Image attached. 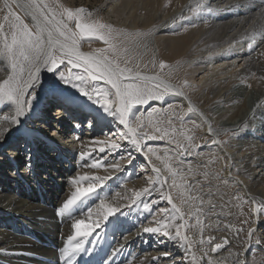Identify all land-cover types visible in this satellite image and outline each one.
I'll list each match as a JSON object with an SVG mask.
<instances>
[{"label":"bare ground","instance_id":"6f19581e","mask_svg":"<svg viewBox=\"0 0 264 264\" xmlns=\"http://www.w3.org/2000/svg\"><path fill=\"white\" fill-rule=\"evenodd\" d=\"M71 1L73 4L74 0ZM162 1L107 0L111 12L108 18L113 17L114 22L127 25L134 30L138 28L153 30L158 27L157 30L155 29L156 33L153 30L152 35L156 49L160 52L161 48L166 46L169 51L175 52V57L171 56L174 61L186 57L188 60L186 63L192 69L190 71L192 75L188 73L189 80L193 81L188 89L194 87L192 90H195L196 87L199 94L203 91L200 97L202 99L198 102L194 100L197 92L192 99L193 97H190L191 95L189 96L186 91L161 75L140 73V76L150 74L149 77H155V79L145 81L165 89L185 108H194L195 118L200 125L204 126L205 134L218 141V144L211 142L207 150L211 149L219 153V159L226 167L224 172L226 178L232 183L237 182L254 204L261 199L264 201V10L261 9L264 0H206L204 8L211 10H201L196 13L202 17V22L207 19L209 28L207 27L206 30L200 26L201 29H199L198 25L184 36H171L169 27L175 20L183 17L187 21L194 19V14L187 11L199 0H175L171 3L174 5L172 11H165L166 13L163 12L161 16H158ZM8 2L12 3V0ZM17 2L23 4L27 0H17ZM13 7L25 19V22L31 25L30 18L25 16L24 10L16 8L15 4ZM140 10L147 12L144 19H141L144 15L138 14ZM205 14H208V18L204 17ZM250 43L251 48H249ZM81 51L91 53L83 47ZM6 68L9 70L5 71ZM27 68L28 66L25 65L23 73L18 70V79H27ZM9 74L7 59L0 53V82ZM50 75L44 71L41 72L44 80H47ZM177 88L186 95L188 101L184 100L185 97ZM37 90L40 92L42 85ZM37 90L35 100L27 96L24 98L31 104L28 113L22 118L26 121L24 125L26 131H17V127L13 126L9 132V135L15 134L11 148L5 152L4 148L0 147V264H46L40 260L56 259L53 252L33 243L30 234L33 232L38 235L45 234L46 239L53 238L56 242L58 241L61 248L65 247L67 237L74 232L72 224L76 219L88 220L87 209L92 208V200L97 195H104L107 204L118 207L117 212L123 213L112 223L102 222L101 227L93 233V236L99 235L98 240L88 237V241L94 247L89 248L88 244H85L88 248L86 256L94 252L105 254L110 250L107 253L108 264H206V262L248 264V254L251 251L264 252V237L259 239V243L253 239L247 244L240 240L234 212L228 203L215 196H212L215 207L211 209V212L205 199L202 205L203 211H196L192 218V224L194 219L200 221L199 224L195 222L193 226L196 246L186 234V228L184 231L188 237L187 244L183 241L177 243L163 237H153L143 233L142 230L138 233L137 228L142 222L146 223L151 215L143 209L141 200L156 201L151 205L153 212L157 208L167 207L170 214L174 215L166 201L157 200L156 192H153L151 196L141 197L135 203L129 199L133 191L151 187L159 182L156 173L152 171V159L133 149L136 158L135 156L131 158V162L129 157L121 161L120 149L111 151L110 143L116 141L117 134H122L126 129L116 124L118 121L114 118L103 114L98 104L86 100L88 98L77 90L72 89L65 94H53L46 90L40 96ZM206 99L210 102V106L214 105L213 111H207L208 107L204 104ZM238 101L240 105L234 107ZM51 102H55L60 107L51 106L52 110L50 108L43 117L44 114L39 113L40 106ZM199 102L203 103L198 104ZM152 104L150 103V106ZM87 106L94 111H99L105 122L98 124L99 112L85 115L81 113L79 116L84 118L78 121L76 112H72L71 107ZM3 107L5 105L0 103V108ZM51 111H54V114ZM7 114L6 112L5 115ZM52 115L55 117L52 118ZM89 120L93 122L89 124ZM3 127L7 125L0 116V128ZM229 131H236L237 143L234 142L232 146L230 145L231 147L225 148L221 144L220 135ZM153 143L157 142H151ZM26 144L31 146V169L25 167ZM121 144L127 146V140H123ZM101 148H104V151H100ZM170 150L167 147L166 153ZM176 151L173 150L171 153L176 154ZM80 153L84 155L81 157ZM179 156L181 157L180 153ZM89 157L91 160L87 159ZM141 157L148 162L146 169L149 168V170H137V167H134L137 161H144ZM83 158L86 163L79 168L78 163ZM182 158L184 159L183 156ZM117 163L120 165L119 169L114 167ZM82 174L108 175L113 180L118 178L121 180V186L118 190L111 188L112 185H107L106 180L101 186L105 192L93 193L91 198L79 203L71 217L67 215L58 217L57 207L74 190L71 180ZM162 175L168 181L164 187L170 188L173 177H168L166 170ZM120 180L115 179L113 182L118 183ZM171 195L174 203L180 206L172 192ZM200 196L207 197L204 193ZM98 208L99 205L93 209ZM159 215L160 213L156 214L154 220L166 217L165 213H162V216ZM92 219H96L95 211ZM254 229L259 236L264 234V221L256 225ZM223 230L226 231L222 232ZM201 233L205 239L204 244L200 243ZM209 235L215 237L213 244L221 241L222 237H227L229 244L223 251L212 255L207 243ZM145 240H147L146 243ZM161 240H163L162 243ZM119 245L123 247L113 255V249ZM196 248L203 261L199 260ZM165 252L169 255H163ZM140 256L144 258L137 260Z\"/></svg>","mask_w":264,"mask_h":264},{"label":"snow or ice","instance_id":"6c2138e0","mask_svg":"<svg viewBox=\"0 0 264 264\" xmlns=\"http://www.w3.org/2000/svg\"><path fill=\"white\" fill-rule=\"evenodd\" d=\"M13 4H15L16 8L24 10L25 16L30 18L31 25L25 22V19L22 18L19 12L14 10ZM56 8L60 10L57 12L56 9L45 3L44 0H27L23 4L18 3L17 0H12V3L5 0L3 7H0V14H2L4 21V23H0V53L6 57L10 68V74L0 82V103L5 105V107L0 108V116L3 117L7 125V127L0 128V147H3L5 152L11 148L15 134L9 135V132L13 126L17 127V131H26L24 129L26 121L22 120V118L28 113L31 104L24 99L25 96L31 100H35L36 90L42 84L52 92L62 91L63 85L77 89L81 95L98 104L103 114H106L107 117L115 118L118 124L126 129L122 134L117 135L119 136V140H127V146L122 145L120 142L112 141L110 143L111 151L127 147L146 156H155L156 160L162 161V165L159 167L154 162L152 165V171L156 173L159 182L151 187H144L139 191H133L129 199L132 203H135L141 197L151 196L153 192H156L158 194L157 200L162 199L166 201L171 206V212L174 215L170 214L167 207L157 208L153 212L151 205L156 201L149 199L147 202H144L141 200L143 209L151 215L148 217L146 223H141L137 228V232L139 233L142 230L143 233L150 234L153 237H163L177 243L183 241L187 244L188 237L182 232V229L189 226L185 219L186 213L180 206L174 203L170 188L166 189L164 187L168 181L162 173L165 170L171 173L173 177L172 185L176 187H184V177L174 170L167 160H163L152 147L143 143L144 140L149 138L155 140L162 137L155 135L149 137L147 133L138 134L137 128H142L143 124L136 123L138 109L136 112H133L135 105H144L149 100H160L162 97L155 96L153 93L131 81L137 78L151 80L155 79V77H141L139 72L133 73L131 68L121 67L117 59L110 58L107 55L109 50L115 51V45L111 43L110 39L112 29L99 20L90 19L92 14L86 9L77 8L73 10L63 5H57ZM261 9L264 10V5H261ZM201 10H211L210 8H204V0H199L190 9V11L194 12ZM57 16L60 18L58 19ZM70 23L72 24L71 27L69 26ZM92 40L102 41L108 47L97 48L91 53L81 51V41L91 43ZM251 47L250 43L249 48ZM25 65L28 66L27 79H18V70L20 73H23ZM160 67L163 69L166 65L162 62ZM65 69H68L70 74H66ZM72 69H78L79 71L73 73ZM8 70V68L5 69V71ZM42 71L51 74L47 80L42 79ZM89 84L91 85V90L87 87ZM102 85L110 86L109 90L106 91ZM189 110H192L191 107ZM6 112L8 113L7 115H5ZM92 122V120L88 121L89 124ZM156 131L160 132L161 129L157 128ZM164 134L167 135L166 132ZM186 139L191 141L192 137H186ZM176 143L178 148L187 150L188 145ZM212 143L218 142L213 140ZM100 151H104V148H101ZM127 154L129 162H131L132 152L128 151ZM83 155L84 153H80L81 157ZM119 158L124 159L123 152ZM25 167L28 169L32 167L31 146L27 144L25 145ZM114 167L119 169L120 165L117 163ZM189 171L191 170L189 169ZM204 175L207 177V173ZM176 177H179L181 181L180 185H176ZM108 179H110L108 175L100 176L94 174H82L73 178L71 183L74 186V190L57 207V216L65 217L67 215L71 217L74 208L85 199L91 198L92 194L96 193L97 188L101 187ZM197 183L199 182L196 181L193 184L187 185L186 189L190 190L194 188ZM193 199H199L201 205V207L196 208L197 212L203 211L202 205L205 203V199L210 206L209 212L215 207L210 192L207 197L189 198H184L181 193L182 203L191 204ZM94 211L96 219H92ZM117 211H119L118 207H113L104 200H100L98 209H87V221L85 219H76L74 221L72 224L74 232L67 237V245L61 249L65 264H76L77 256L81 253L87 254L88 248L85 247L86 243L89 248L94 247L88 241V237L91 236L93 240H98L99 235L93 236V233L101 227L103 221H107ZM253 211L264 215V202L259 203ZM158 213H165L166 217L154 220V216ZM196 223H200L199 219H197ZM253 232L254 229H250L248 232L250 241L253 237ZM213 240H215L214 236L209 235L207 237V243L211 252H218L229 243L227 238H224L222 242L217 241L215 244L212 243ZM146 242L147 240H145ZM160 242L162 243L163 240ZM256 242L259 243L258 240ZM200 243H205L202 233ZM122 247L123 245H119L117 248H114L113 255L118 253ZM163 255L167 256L169 253L165 252ZM206 264H210V262H206Z\"/></svg>","mask_w":264,"mask_h":264},{"label":"rangeland","instance_id":"374dc122","mask_svg":"<svg viewBox=\"0 0 264 264\" xmlns=\"http://www.w3.org/2000/svg\"><path fill=\"white\" fill-rule=\"evenodd\" d=\"M174 1L175 0H163L161 5L159 6L160 12L158 13V16L159 15L161 16V13L163 14V12L166 13L172 11L174 9V5L171 3H173ZM205 1L206 0H204V4ZM44 2L48 3L52 8L56 9L57 12L60 10L59 8H56L57 5H63L64 7L71 8L73 10L77 8L86 9L88 12L92 14L90 19L99 20L100 22L110 26L112 29L110 39H111V43L115 45V51L113 52L112 50H109L107 55H109L110 58L117 59L121 67L131 68L133 70V73L136 72L152 73V74L154 73L161 75L165 77L167 80L171 81L173 84H175L181 90L183 89L184 91H186L187 94L189 96L191 95L190 97H193L192 99H194V96L197 92V88L195 87V90H192L194 87L192 89H188V86L193 82L192 80H191L192 82L189 80L190 75H192L190 74V71L192 69H190L191 67L189 66V64L186 63V61L188 60L185 57L174 61L171 58V56L175 57V52L171 50L169 51L166 46L164 48H161L162 51L160 52L156 49L157 47L155 46L154 40L152 39V37L154 36L152 35H153V30L154 33H156L155 29L157 30L158 27L155 26L156 28L155 29L153 28V30L150 29L141 30V28L134 30L128 28L127 25H121L114 22L113 17L108 18L111 12L109 7L110 5L107 2V0H74L73 4L71 0H44ZM145 2H149V0H145ZM4 3H5L4 0H0V7H3ZM175 8H177V6H175ZM188 12H190V10H188L187 13ZM145 13H147L145 10L139 11L138 14L144 15L141 16V19H144L146 15ZM190 13L194 14L193 16L194 19H190L189 21H187L186 18L183 17L181 19L175 20V22H173L170 25L169 30L171 36H184L185 34H189L190 33L189 31L191 29L193 30L197 28L198 25H199L198 27L199 29H201L202 27L203 29H206L207 27L209 28L207 19L206 20L204 19L206 22L205 21L202 22L201 21L202 17H199L197 14L199 12L196 13L191 11ZM201 14H203V12ZM207 16L208 14L204 15V17ZM57 18L59 19L60 17L57 16ZM195 19L198 20L195 21ZM0 23H4L2 19V14H0ZM69 26L71 27L72 24L70 23ZM6 30H7V25H6ZM165 36L167 37L168 35ZM149 38L151 41L149 40ZM160 45L163 46L162 44ZM81 47L86 48L87 51L93 52L97 48H107L108 46L105 45L102 41L92 40L91 43H88L87 41H81ZM162 62L166 65V67H164L163 69H161L160 67V64ZM77 71L79 70L72 69L73 73ZM65 73L70 74L68 72V69H65ZM131 82L136 83L139 87L153 93L155 96L162 97V99L160 100L152 99L149 100L148 103L144 105H135L133 107V112H136L138 109L136 123L143 124L142 128L140 127L137 128V132L138 134L147 133L149 137L154 135L158 137H162L155 140L149 138L144 140L143 143L152 147L155 150V152L163 158V160H167L168 163L171 164L172 168L184 177V181H183L184 187L173 186L172 185L173 180H172L170 182V190L173 193L175 199L179 202L182 210H184L186 213L185 219L187 220V223L189 225L188 227H186V234L191 238V242L193 243V245L196 246V242H195L196 238L194 234L195 231L193 227L196 221L194 219V222L192 224L193 221L192 218L194 214H196V208H199L201 205L199 203V199H193L191 204L182 203L181 193L183 194L184 198H189V197H201L200 196L201 194L204 193L208 195L210 192L211 196H215L219 200H224L226 203L230 205L232 212L235 213V214L233 213V215L235 216V223H236V227L238 228L237 234L240 240L243 243L246 244L249 243V236H248L249 230L254 229L256 225L264 221V215L254 212L253 209L257 207L259 203L264 201L261 199L256 204H254L250 200V198H248L245 195V191L237 182L235 183L233 182L234 183L233 184L232 182H230V180L226 178V173H224L226 172L225 169L226 167H224V163L222 162V160L219 159L220 156L219 153L213 152V150L211 149L207 150V147L211 146V142L213 141V139L205 134L204 126L200 125V123L195 118L194 115L195 111H193L192 107H191L192 110L190 111L189 110L190 107L185 108L184 105L177 102L175 98H173L172 95L169 92H167L165 89H162L159 86L148 83L145 80L142 81L134 80ZM77 83L79 82L77 81ZM100 83L102 84V82ZM249 85H252V83L250 82ZM102 86L106 91L109 90L110 88V86L108 85H102ZM87 87L89 88V90H91L90 84ZM62 89H63L62 91H57V92L51 91V92L53 94H65L75 88H72L71 86L68 85H63ZM46 90L48 89H46L42 84V90L40 92L39 90H37V92H39V96H40V94L45 92ZM202 93L203 91L200 94L199 92H197V95L194 100H196L197 102L198 100L200 101V99H202L200 98L203 95ZM86 100L94 102L93 100H89V99ZM206 101L207 99L204 101V104H206L208 107L206 108L208 109L207 111L210 110L213 111L212 108L214 107V105L210 106V102L209 101L206 102ZM156 102H158V104H156ZM150 103L153 104L150 106ZM201 103L203 102H199L198 104ZM236 103L237 104L234 107L240 105V101ZM52 114H54V111ZM52 116H53L52 118L55 117V115ZM194 118L196 121L194 120ZM114 120L116 121L115 118ZM116 124H118V122ZM157 128H160L161 131L157 132L156 131ZM48 132L50 133L51 129ZM165 132L167 133V135L164 134ZM235 132L236 131H231V132L229 131V132H225L223 135H220L221 144L225 148L231 147L234 144V142L237 143L236 141L237 133ZM186 137H192V140L188 141ZM115 139L117 142L123 143V141L119 140V136L118 138L116 137ZM153 141H156L157 143L151 144V142ZM176 142H179L181 145H188L187 150H184L183 148H178ZM167 147L171 149L169 153H166ZM173 150L175 151L177 150L176 154L171 153ZM128 151L132 152L131 158H133L135 156L133 149L122 147L119 150L120 154L122 152L124 153V159L128 157L127 154ZM179 153L181 157L179 156ZM167 155L168 157H166ZM182 156L184 157V159L182 158ZM149 157L157 166L162 165V161L156 160L155 156H149ZM87 159L91 160V157ZM124 159H122L121 161H124ZM141 159L144 161L143 162L137 161V164L134 167H137V170L140 169H145L146 171L149 170V168L146 169L148 165L146 159L142 157ZM85 163L86 161L83 158L78 163L79 168H82ZM189 169L191 171H189ZM166 173L168 177H172L171 173H168L167 171ZM205 173H207V177H205L204 175ZM115 179L120 180L118 178ZM115 179L114 180L109 179L107 180L106 183L107 185H112L111 188H115L118 190L121 186V180L118 181V183H115L113 182L115 181ZM196 181H198L199 183L195 184V187L192 188V190L190 189L189 191L188 189H186V186L188 185L189 182L190 184H193ZM175 183L176 185L181 184L179 177L175 178ZM100 192H105V190L102 187H99L97 188L96 193H100ZM100 200L106 201V197L104 195L95 196L94 199L92 200V205H91L92 209L95 206L99 205ZM119 216H121V213L116 212L106 222L112 223ZM159 216H162V213H160ZM224 231L226 230H223L222 232ZM182 232H184L185 234L184 229H182ZM261 237H264V234H261L259 236V234L255 232L254 229L253 237L251 239H253V241H257V240L260 241L259 239H261ZM196 251L199 260L203 261L197 248ZM248 255H249L248 264H264V252L262 250H258L254 253L253 251H251V253H249ZM140 258H144V256H140L137 260H139Z\"/></svg>","mask_w":264,"mask_h":264},{"label":"water","instance_id":"95a60500","mask_svg":"<svg viewBox=\"0 0 264 264\" xmlns=\"http://www.w3.org/2000/svg\"><path fill=\"white\" fill-rule=\"evenodd\" d=\"M149 75H150V74L145 75V76H146V77H149ZM145 76H142V77H145ZM136 80H140V81H142V79H139V78H137ZM147 81H150V80H147ZM177 90L181 93L182 96L185 97L184 100H185V101H188V98H186V95H185L183 92H181V90H180L179 88H177ZM193 109H194V108H193ZM224 238H227V237H222V238H221V241H222ZM227 239H228V238H227ZM228 240H229V239H228ZM228 244H229V243H228ZM228 244H227V245H228ZM225 247H226V245H225L224 247H222L218 252H211V254H212V255H215V254H217V253L223 251V250L225 249Z\"/></svg>","mask_w":264,"mask_h":264}]
</instances>
